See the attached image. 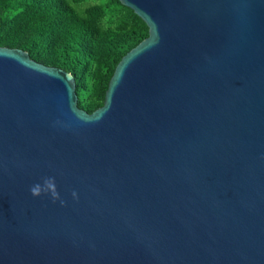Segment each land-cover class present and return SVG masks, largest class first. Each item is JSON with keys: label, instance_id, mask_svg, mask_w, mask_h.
<instances>
[{"label": "water", "instance_id": "95a60500", "mask_svg": "<svg viewBox=\"0 0 264 264\" xmlns=\"http://www.w3.org/2000/svg\"><path fill=\"white\" fill-rule=\"evenodd\" d=\"M119 1L148 35L92 112L0 46V264H264V0Z\"/></svg>", "mask_w": 264, "mask_h": 264}, {"label": "trees", "instance_id": "16d2710c", "mask_svg": "<svg viewBox=\"0 0 264 264\" xmlns=\"http://www.w3.org/2000/svg\"><path fill=\"white\" fill-rule=\"evenodd\" d=\"M148 35V26L119 0H0V46L70 72L78 106L104 102L121 57Z\"/></svg>", "mask_w": 264, "mask_h": 264}, {"label": "clouds", "instance_id": "9594fccd", "mask_svg": "<svg viewBox=\"0 0 264 264\" xmlns=\"http://www.w3.org/2000/svg\"><path fill=\"white\" fill-rule=\"evenodd\" d=\"M30 192L33 196H40L42 194H50L53 201L60 199L59 192L56 188L55 177H44L42 178V183H36L30 188ZM72 196L74 198L77 197V193L75 191L72 192ZM63 205L65 202L63 200L60 201Z\"/></svg>", "mask_w": 264, "mask_h": 264}]
</instances>
